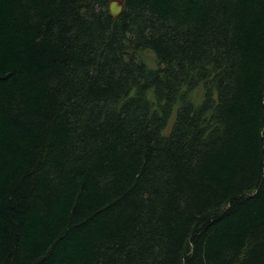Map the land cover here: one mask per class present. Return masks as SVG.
<instances>
[{
	"label": "trees",
	"instance_id": "1",
	"mask_svg": "<svg viewBox=\"0 0 264 264\" xmlns=\"http://www.w3.org/2000/svg\"><path fill=\"white\" fill-rule=\"evenodd\" d=\"M0 0V264H264V0Z\"/></svg>",
	"mask_w": 264,
	"mask_h": 264
},
{
	"label": "water",
	"instance_id": "2",
	"mask_svg": "<svg viewBox=\"0 0 264 264\" xmlns=\"http://www.w3.org/2000/svg\"><path fill=\"white\" fill-rule=\"evenodd\" d=\"M123 3L121 0H111L108 4L109 15L115 18L121 12Z\"/></svg>",
	"mask_w": 264,
	"mask_h": 264
}]
</instances>
